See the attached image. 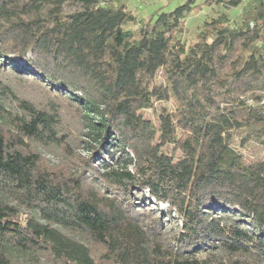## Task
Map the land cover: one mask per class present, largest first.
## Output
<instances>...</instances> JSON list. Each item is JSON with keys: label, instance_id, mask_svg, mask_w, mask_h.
Wrapping results in <instances>:
<instances>
[{"label": "trees", "instance_id": "trees-1", "mask_svg": "<svg viewBox=\"0 0 264 264\" xmlns=\"http://www.w3.org/2000/svg\"><path fill=\"white\" fill-rule=\"evenodd\" d=\"M65 1L0 0V264H264V3Z\"/></svg>", "mask_w": 264, "mask_h": 264}, {"label": "rangeland", "instance_id": "rangeland-1", "mask_svg": "<svg viewBox=\"0 0 264 264\" xmlns=\"http://www.w3.org/2000/svg\"><path fill=\"white\" fill-rule=\"evenodd\" d=\"M81 0H66L61 9L63 12L68 13L75 10L80 5ZM118 1V0H113ZM126 9L131 11L137 16V20H142L153 16L157 11L162 10L164 12H169L176 8L177 6L183 4L186 0H121ZM196 5H200L201 9L197 12L192 11L186 16L185 19V33L182 35L181 39L184 44L190 42L191 37H193L197 28L203 24L207 19L216 18L220 14L225 13L227 15L229 24L231 26L240 23L247 18L253 17L256 8L260 3H264V0H241L240 4L236 7H230L225 5H218L212 3L208 6L204 5V0H194ZM43 89L37 87L36 84L29 86L25 94L26 97L33 101H43L40 97V93ZM248 103H252L251 101ZM157 105H164L161 101V97L156 102ZM169 110H173L174 102L170 100L165 105ZM70 112L64 110L62 111V118L66 120ZM247 162H253L256 160L264 161V147L251 143L247 149L241 150ZM43 158L50 166H56L61 162V155L59 152H48L43 151ZM151 205L154 208V203L151 200ZM160 209H163V204H158Z\"/></svg>", "mask_w": 264, "mask_h": 264}]
</instances>
